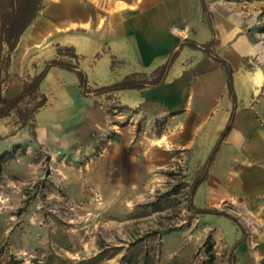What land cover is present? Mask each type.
<instances>
[{
	"label": "rangeland",
	"instance_id": "1",
	"mask_svg": "<svg viewBox=\"0 0 264 264\" xmlns=\"http://www.w3.org/2000/svg\"><path fill=\"white\" fill-rule=\"evenodd\" d=\"M77 1L89 10L93 5V0L67 3ZM60 2L42 0L34 23L55 16ZM207 2L214 23L235 25L228 42L237 35L264 42V0ZM76 26L58 24L52 30L70 32ZM226 46L218 42L215 50L225 56ZM196 59L183 56L170 70L166 85L173 86L174 99L159 102V108L131 102L121 92L90 95L86 103L70 106L54 87L35 115V138L27 126L16 129L12 117L0 118V264H258L264 259V183L259 181L264 171L259 158L243 151L264 128V114L254 112L255 124L238 144L224 137L206 179L189 194L224 127L218 120L229 99L223 68L199 69ZM125 67L126 62L116 71ZM245 67L254 72L252 62ZM244 75L233 69L240 97ZM251 104L246 99L237 105L254 111ZM190 199L196 208H215L240 225L224 215L196 212ZM208 237L211 251L204 246ZM239 238L243 241L233 248Z\"/></svg>",
	"mask_w": 264,
	"mask_h": 264
},
{
	"label": "crops",
	"instance_id": "2",
	"mask_svg": "<svg viewBox=\"0 0 264 264\" xmlns=\"http://www.w3.org/2000/svg\"><path fill=\"white\" fill-rule=\"evenodd\" d=\"M205 2L208 10L212 11L207 0ZM90 10L83 2L67 3V0H61L55 16L35 23L32 21L10 52L3 94L12 96L19 92L26 76L37 73L45 60L55 57L58 44L74 47L75 52L80 55L78 66L85 71L87 83L96 87L109 84L131 70H151L162 63L164 57L185 37H192L198 42H205L211 37V31L201 12L200 0H105L97 5L96 0H93ZM100 11H105L102 13V28L96 26ZM88 20L91 21V27H83ZM73 23L77 24L73 31L56 33L52 30L58 24L67 28ZM214 27L218 30V42L225 46L229 43L225 47V56L218 54L232 65V70L242 69L246 74L242 82L245 96L240 97L233 85L235 102L231 101L227 92L229 99L222 109L221 103L217 109L223 111L218 121L225 125L234 107L233 122L226 135L229 143L238 144L239 139L248 133L249 126L255 124L254 112L264 114V42L251 41L246 35H237L228 42L236 30L235 25L214 23ZM5 50L6 46L3 45V52ZM111 55L125 59L127 67L123 72L118 73L116 67L111 70ZM183 56L197 58L201 62L199 69L210 70L217 66L206 53L184 46L179 50L170 70L182 61ZM251 62L255 65L254 72L248 73L245 65ZM219 66L216 71L218 75L222 68ZM224 73L226 74L225 71ZM54 87L61 88L65 94L63 99L70 106H80L89 97L81 94L74 71L57 66L48 70L39 85V90L47 96V104L49 93ZM114 92L126 94V99L131 102L146 103L155 108H159V102L168 105L173 101L175 93L172 85H166V79L156 86ZM73 96L80 101L79 104L75 105ZM246 99L251 100L254 111L238 107V102L243 103ZM41 126L40 123L38 130ZM243 151L251 153L253 158H259V169L264 171V128L255 131L250 148L245 147ZM259 181L264 183V174L260 175Z\"/></svg>",
	"mask_w": 264,
	"mask_h": 264
},
{
	"label": "trees",
	"instance_id": "3",
	"mask_svg": "<svg viewBox=\"0 0 264 264\" xmlns=\"http://www.w3.org/2000/svg\"><path fill=\"white\" fill-rule=\"evenodd\" d=\"M200 1L201 12L209 26L211 37L205 42H198L192 37L181 39L176 45V48L164 57L163 62L149 71L131 70L109 84L91 87L87 83V75L85 71L78 66L80 55L75 52L74 47L58 44L56 46L55 57L45 60L43 67L37 73L31 76H26L19 92L12 96H5L2 89L7 79L6 70L10 61V52L15 47L20 35L36 17L38 10L41 7L42 0H0V118L12 117L13 122L16 124V129L27 126L29 133L35 138V114L47 104V96L39 90V85L51 67L57 66L74 71L78 77V87L80 88V92L85 97L90 95H108L117 90L141 89L163 83L168 75L171 65L179 54V50L184 46L198 49L206 53L213 61L224 69L227 75V92L229 98L234 103L235 93L232 80L233 70L230 64L215 50V47L218 44V38L216 37V30L213 23V14L208 10L205 0ZM3 45L6 46L4 52ZM124 62V58L111 55V70H114L115 67ZM233 118L234 107L232 108L219 137L210 150L204 165L201 167L197 175H195L189 186L190 196L194 194L196 188L206 179L207 167L211 163L222 140L231 128ZM0 138H2L1 135ZM188 205L198 213L209 212L217 215H224L225 217L232 219L237 225H240L234 216L218 211L215 208H196L192 204L191 199L189 200ZM242 241L243 239L239 238L233 244V248ZM204 246L206 247V251L212 250L213 243L210 237L207 238ZM15 264L19 263L16 262ZM258 264H264V259H261Z\"/></svg>",
	"mask_w": 264,
	"mask_h": 264
},
{
	"label": "bare ground",
	"instance_id": "4",
	"mask_svg": "<svg viewBox=\"0 0 264 264\" xmlns=\"http://www.w3.org/2000/svg\"><path fill=\"white\" fill-rule=\"evenodd\" d=\"M161 139V138H158V140Z\"/></svg>",
	"mask_w": 264,
	"mask_h": 264
}]
</instances>
